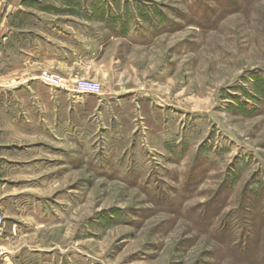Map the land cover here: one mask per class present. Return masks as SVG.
<instances>
[{
    "label": "rangeland",
    "instance_id": "1",
    "mask_svg": "<svg viewBox=\"0 0 264 264\" xmlns=\"http://www.w3.org/2000/svg\"><path fill=\"white\" fill-rule=\"evenodd\" d=\"M67 21L105 44L81 36L103 75L67 79L102 91L8 138L0 257L264 264V0H67Z\"/></svg>",
    "mask_w": 264,
    "mask_h": 264
},
{
    "label": "crops",
    "instance_id": "2",
    "mask_svg": "<svg viewBox=\"0 0 264 264\" xmlns=\"http://www.w3.org/2000/svg\"><path fill=\"white\" fill-rule=\"evenodd\" d=\"M27 1L0 0V173L4 156L22 149L8 142L10 136L18 139L24 132L33 136L37 131L34 126L67 125L68 116L76 114L77 103H81L75 101L73 107L67 106V96L78 95L41 86L37 81L41 70L65 78L103 75L100 67L104 62L100 61L104 50H89L80 42L82 36L83 40L97 38L99 44L105 45L101 36L88 35L86 29L93 23L67 21V0L61 3L63 9L55 7L56 14L53 6L46 13L28 6ZM7 236L3 226L0 249L4 247L5 253ZM8 261V254L0 257V264H9Z\"/></svg>",
    "mask_w": 264,
    "mask_h": 264
},
{
    "label": "built area",
    "instance_id": "3",
    "mask_svg": "<svg viewBox=\"0 0 264 264\" xmlns=\"http://www.w3.org/2000/svg\"><path fill=\"white\" fill-rule=\"evenodd\" d=\"M37 79L46 86L62 89L69 92H75L84 95H99L102 88L100 83L92 80L69 81L67 78L51 73L48 70H41ZM5 222V217L0 211V230Z\"/></svg>",
    "mask_w": 264,
    "mask_h": 264
}]
</instances>
